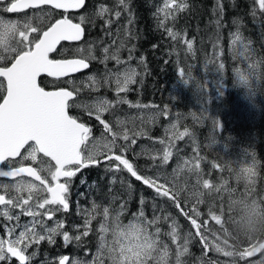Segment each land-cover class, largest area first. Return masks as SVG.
<instances>
[{
	"label": "trees",
	"instance_id": "obj_1",
	"mask_svg": "<svg viewBox=\"0 0 264 264\" xmlns=\"http://www.w3.org/2000/svg\"><path fill=\"white\" fill-rule=\"evenodd\" d=\"M129 1L126 0V2ZM105 2L109 4V9L118 6L117 0H88L87 4ZM183 2L187 4V7L182 11L175 12L174 19L169 16L164 21V26L161 27L160 21L157 22L155 18L154 9L147 0H131L128 3V6H131L127 15L122 17L121 14L119 18L114 17V21L110 24L111 27L114 23H120L122 20L127 21L116 28L117 33L108 40L106 46H110L109 51L111 53H116L117 49H114V46L119 45V58L129 57L131 53H134L141 57L144 66L147 68V74L144 75V72L140 71L136 82L127 87L126 91L118 93L116 89L107 88L127 102H129L128 98L134 100L138 97L140 101L152 99L159 104L155 110L143 112L138 119L136 127L142 131L141 138L128 139L127 141L122 136L117 138L116 143L118 145L127 146L123 151L116 148L120 152L117 154L130 160L137 173L159 178L166 176L172 179L175 186L187 193L192 186L203 185L205 180L197 176L198 174L213 168L228 173L235 168L231 163L236 159L238 151H241L239 149L251 147L256 143L264 146V10L260 9L255 0H183ZM121 9L123 7L118 10ZM87 10L85 5L75 14L79 18L81 16L96 17L95 12L90 10L87 13ZM253 12H255V16ZM130 19L131 23H129ZM42 21L43 19L40 21V27H45ZM83 24L86 28L85 39L80 44L75 45H79V52L83 57H95V59H88L91 67L87 76L89 78L94 77L98 86H93L92 81V85L86 90L88 93H94L106 87L103 84V77L111 75L104 70L101 73L97 69V65L102 64L117 68L118 64L113 59L104 61V58L98 56L102 50L98 40L100 37L105 38V32L108 28L102 36L104 29L91 28L90 24L86 22ZM122 27L126 29L122 30ZM214 28H217L216 32ZM167 29H171L176 34L175 39L167 34ZM240 29L247 33V41L235 46L230 45V34ZM130 36L133 37L131 41L128 40ZM135 38H143L144 43L139 45L140 47L136 46L133 42ZM188 42L193 43L189 51ZM259 49H261L260 53H258ZM161 50L165 52H160ZM83 51L84 53H82ZM227 52L234 59L238 57V70L241 68L248 69L249 80L254 84L253 91L256 98L250 99L247 104L242 106L238 114H233V120H228L222 126L217 127L221 123L215 118L218 113L236 107V102L229 103L220 100L217 85L214 83L226 79L236 82L239 79L235 72L233 78H228L223 73ZM69 55L66 54L65 56L68 57ZM245 56L249 59H245ZM221 64L223 68L220 67ZM181 70L185 74L183 78L180 76ZM216 70L217 73L215 74ZM182 79L188 80V83ZM168 82L171 83L166 86ZM56 84H64L63 79L60 83H54L52 86ZM160 85H163L164 89L159 95L153 91L160 88ZM70 112L76 115L73 107ZM239 117L242 121L241 125H239ZM118 118L116 115L102 116V119L110 127L120 123H116ZM156 118L161 119L162 122L175 118L177 120L175 129L179 130L180 133L187 131L185 136L191 137L196 132L195 136L198 138L200 136L199 130H202L203 133L208 131L210 135L207 143H205V149H201L197 142L191 144L190 147H182L176 140V135L171 137V132L157 145V140L164 136L155 137L150 133L153 128L159 127L154 122ZM79 121L89 125L90 128L93 125L96 127L95 131L103 126L95 117ZM217 128L219 130L215 134ZM133 130L135 128L128 129L126 132L130 135ZM111 138L109 136L108 140ZM204 139L205 137L201 141ZM224 140L227 141L223 142ZM213 144L214 146H212ZM194 146H196V150L193 153L192 147ZM176 149H180L181 154L187 156L178 166L179 168L182 167L179 171H177L178 167L175 169L177 164L172 160ZM166 150L171 152V156L167 163H164L163 154ZM213 152L216 153L215 156H212ZM110 163L115 165L118 162L98 160L97 164L89 165L86 171L81 170L71 179L68 195L71 204L76 202L81 204L80 214L69 216L70 212L68 211L57 212L59 216L66 218V227L71 233L76 232V227L81 221L85 222L86 219H90V223L87 225L88 235L80 234L79 237L84 236V239L71 241L83 248L82 259L91 260L97 249V242L104 237L106 240L111 237L110 234L102 235L101 224L111 226L115 223L116 227H121L128 222L141 221L145 227L144 231H139L142 240L143 235L146 234L147 241L156 239L154 242L156 249L168 248L166 253H151V256L146 258V264H192L194 256L202 254V247L197 236L187 241L180 239L184 232V229L179 225L180 220L184 218L190 224L181 212V208L185 211L188 210L185 204L181 203V207L176 208L173 201L167 197L159 196L153 188L144 185L142 181L132 177L127 170H123L122 166V170L109 171ZM197 164L199 166L195 167ZM152 166L154 172L150 174V167ZM259 167L260 165L256 163V171ZM244 174L236 171L234 176L241 177ZM186 175L190 177V180H186ZM254 175L250 177L248 175V183L242 187L259 193L264 190V177H262L261 186L258 187L255 185ZM209 184L213 188L218 187L215 182L210 181ZM138 186L142 188L140 192L137 190ZM226 186L228 188L227 193L203 194L194 200L189 207L193 204L196 205L201 213L199 220L209 216L212 212H224L229 209L233 213L231 216L236 219V223L232 224V230L239 229L238 221L242 220L244 223L251 215H258L257 209H264V202H251L243 207L239 204V199L242 197V187H237L230 182ZM216 198L220 200V203L217 202ZM94 205L96 206L95 210H93ZM105 207L109 209V214L106 217L108 220L102 214ZM141 213L143 216L140 215ZM150 221L153 223L150 224ZM21 224H24V220L21 221ZM158 227L161 230L155 233ZM173 227L177 233L176 240L181 244L180 250L175 247L172 237L163 231L166 228L172 230ZM134 232L138 231H131V235ZM55 237L56 245L61 248L68 246L65 244L62 235ZM87 239L89 240L87 241ZM185 245L188 249L187 252L183 251ZM234 245L235 248L231 252L239 253L244 250L240 244L234 243ZM48 249L49 246L40 241L38 244L33 243L28 248V254L37 253L46 259V255L47 257L50 255ZM235 259L238 264H242L244 261L239 256ZM217 260L222 261L216 255L213 260H207V264H217L219 263ZM15 262L16 259L12 258L11 264ZM0 264H8V262H0ZM47 264H50L49 261ZM102 264H108V262L105 260Z\"/></svg>",
	"mask_w": 264,
	"mask_h": 264
},
{
	"label": "snow or ice",
	"instance_id": "obj_2",
	"mask_svg": "<svg viewBox=\"0 0 264 264\" xmlns=\"http://www.w3.org/2000/svg\"><path fill=\"white\" fill-rule=\"evenodd\" d=\"M117 3L123 9H128L126 0H117ZM44 6H49L54 10H63L65 14L59 19H54V22H49L46 28L33 26L31 18H28L22 25L14 20L0 18V61L5 59L2 53L11 54L8 57L11 60L10 66H0V93H2L0 95V163L7 162L9 165L8 170L0 169V177L14 178L27 174L34 177L43 186L40 188L32 182H25L23 179L14 185L0 184V189L5 191V194H0V206H4L0 210V215L8 221H17L12 226H4L10 238H0V262H9V264L12 258H15L19 264H30L32 257L26 255V252L33 243L38 244L45 239L49 243H54V237L59 234L63 235L65 244L71 242L72 237L67 232L61 231L64 227L63 221H56L54 227H48L47 221L53 220L57 212H67L71 178L76 176L81 169L97 164V157L101 155L110 162H118L115 165L110 163L109 171L127 170L136 180L153 188L159 196L169 198L177 208H180L178 199L180 192L175 189V186L166 187L164 183L158 182L159 177L139 175L134 165L127 158L113 152L114 148H120L121 151L125 150L127 146L118 145L116 141L121 136L127 141L129 135L126 131L123 133L114 132L110 125L102 119L103 113L111 107V102L106 99H100L92 106L94 112L89 109V115L94 114L96 120L103 125L104 131L111 134V140L106 141L103 145L106 153L92 151L87 156L83 154L82 146L89 139L90 129L84 123L79 122L78 117L69 114L72 107L80 106L74 99L75 96L79 95L80 89L74 87L73 90L59 88L56 91H46L38 84V78L41 74H47V76L57 79L68 77L71 73L88 68L87 60L89 58L95 59L94 56L59 60L49 58V54L56 51L57 45L62 41H79L82 39L85 31L82 24L85 22V17L81 16L80 22L74 23L66 13L69 10L84 8L85 0H10L9 5L3 11L18 13L27 9H39L42 12ZM186 7L187 4L183 0H180L179 3L177 0H165L163 9L157 11V15L163 12L160 26H164V21L169 16L174 19V13L182 11ZM259 7L264 10V0H259ZM109 13H111V9L105 5H100L96 15L103 18ZM45 15L51 16L52 13H45ZM114 15L119 18L121 12L117 10ZM253 15L255 16V12ZM131 22L130 19L129 23ZM111 23L112 20L109 16L105 24L110 25ZM167 31L173 39L176 38V34L171 29H167ZM236 39L239 40L240 37L237 36ZM191 48L192 44L188 42V49L191 50ZM103 51L105 53L104 61L113 59L117 64L121 63L118 49L111 56L107 55L109 51L107 47ZM129 59H131V55ZM220 67L223 68V65L221 64ZM122 75L123 79H121V74H116L115 82L118 93L126 91L128 84L134 82L133 78L136 72L135 69H126ZM184 75V71L181 70V78ZM89 79L93 81V86H98L94 77ZM182 80L188 83V80ZM239 80L245 84L248 83V79L243 75H239ZM67 83H71V81H67ZM184 135H187V131L177 133L176 138H181ZM41 155L48 158V166L42 170L47 171L51 183L42 177L36 168L24 166V161H37ZM170 156L171 152L166 150L163 154V162L167 163ZM17 157L20 159L17 160ZM13 164L20 166L12 167ZM198 166V164L195 165V167ZM245 171L249 177L254 175L251 169ZM62 177L65 178L63 183L60 182ZM203 187L210 189L212 185L205 180ZM12 188L15 189L17 195L6 198L8 190ZM35 191H46L47 195L33 205L30 201L33 200V192ZM25 192L28 193L27 198H24L23 193ZM95 207L94 205L93 210ZM15 208L21 210L17 215H13L10 211V209ZM181 212L189 220L191 227L195 229V235L200 236L201 240L205 241V247H207L206 238L202 231L207 222L199 220L201 213L196 205L193 204L187 211L181 208ZM102 214L108 216L109 209L105 207ZM21 215L29 216L32 219L27 224L20 225ZM140 215L143 216V213ZM210 215L216 223L220 222L219 216L212 213ZM89 223L90 219H86L85 231L82 233L84 236L88 235L87 225ZM149 223L153 222L150 221ZM100 227L102 228V225ZM17 228L21 229L20 234L14 236ZM13 236L14 238H11ZM171 236L175 241L177 238L175 227L172 229ZM75 239L79 240L80 237L77 236ZM261 249H264V245L254 250L246 248L239 253L216 248L217 251H223L225 256L238 255L243 260L261 253ZM187 250L185 245L183 251L187 252ZM32 255L35 256V253ZM261 257L259 261H252L250 264H264V255ZM58 264H69L68 256L59 257Z\"/></svg>",
	"mask_w": 264,
	"mask_h": 264
},
{
	"label": "rangeland",
	"instance_id": "obj_3",
	"mask_svg": "<svg viewBox=\"0 0 264 264\" xmlns=\"http://www.w3.org/2000/svg\"><path fill=\"white\" fill-rule=\"evenodd\" d=\"M5 1H9L10 0H0V11L3 12V15L8 14V12L3 11V9L5 8L6 4H3V2ZM258 4H259V0H255ZM131 0L128 3H130ZM147 2L152 6V8L154 9V14H155V18L158 21H161L163 19V12H161L159 15H157V11L158 9H163L164 7V3L165 0H147ZM177 2L179 3L180 0H177ZM100 5H105L106 7L109 6V4L106 2L104 4H98V5H93L90 6L87 10V13L90 12V10L92 12H95V14L97 13L99 6ZM130 6H128V9H121V14L122 17H125L127 15V13L130 10ZM122 6H113L111 7V13H109L108 15H106L105 17L101 18L99 16L96 15L95 18H89V17H85V22L90 24L91 28H99V29H104L102 32V36L105 32V30L108 28V30L105 32L106 36L105 38L100 37V39L98 40L99 45L101 47V54H99L98 56L101 58H104L105 53L103 51V49L105 47H107L108 49H110V46H106L108 45V40L111 39L113 37V35H115V33H117V27L121 24L126 23L127 21H121L120 23H114L111 25H106L105 21L109 18H111L112 22L114 21V12L117 11L118 9H120ZM34 9H28V10H24L23 12H29L32 13ZM53 11H56L54 9H51L50 7L46 6L45 8H43V11L41 12V10L38 12V15L42 14V13H52L51 16L45 15L43 16V26H47V24L51 21H53L54 19L60 17L63 15V13L57 11V13H54ZM65 14V13H64ZM69 16H72L73 19L79 21V17L75 14V13H66ZM2 17V16H0ZM129 19V18H128ZM40 20L38 18L37 23L39 25ZM84 22V23H85ZM21 25L24 22H19ZM31 23L33 24L34 21L31 19ZM122 30H125V27L121 28ZM114 30H116L114 32ZM214 31H217V28H214ZM168 34V33H167ZM203 36V35H202ZM239 36L240 39L237 40L236 37ZM247 37V33L244 32L243 29L240 30H235L230 34V39H229V43L232 46L238 45V44H242L244 42L247 41L246 39ZM132 36H130L128 38L129 41L132 40ZM143 38H135V40L133 41L136 46H141L144 43V40H142ZM193 46V43H191ZM139 46V47H140ZM114 49H119V45L118 46H114ZM80 48L79 46L75 45V44H67V45H63L60 46L57 51L55 52V57H66V54H78ZM189 51V49H188ZM261 49L258 50V53H260ZM160 52H165L163 50H161ZM84 53V51L82 52ZM113 53H111L110 51H108L107 55L111 56ZM131 59H129V57H125V58H120L121 63L118 64L117 68H111L108 67L106 65H102V64H98L97 65V69L102 73L104 70L107 74H111L110 76H105L103 77V84L106 86L104 89H99L98 91L94 92V93H88L86 92L87 88L90 87L92 85V81L89 79V77L87 75L84 74H78V75H74V76H68L63 78V83H67V81H71V83H68L70 88H78L80 89V93L76 98V102L78 105H80L79 107H73L75 109L76 112V116L79 118V120H85L86 119H92L95 117V115H89V109H91L94 112V108L92 107L98 100L100 99H106L108 101L111 102V107L109 108L108 111L104 112L102 116H109V115H116L118 116V120L116 121V123H119L117 126L111 127L113 129L114 132H120L123 133L125 131H127L128 129H134L133 132L129 135V139H139L142 136V131L137 128V123H138V119L140 118V116L143 114V112H150L152 110H155L156 108L159 107V104L154 101V100H143L140 101L138 97H136V99H130L128 98V101L125 99H122L120 97H118L115 92H112L109 88H113L116 89L117 85H116V74H121V79H123V73L125 72L126 69H135L136 75L134 76L133 80L134 82H136L137 78H138V73L140 71L144 72V75L147 74V68L144 66V62L141 59V57L136 56L134 53H131ZM237 58L235 59L227 52V54L225 55V68H224V75L227 76L228 78H233V74L234 72L239 76V75H243L248 79V83H243L240 84V80L238 79L236 82L231 80V79H226L223 81H216L214 82L217 85L218 88V93L220 95V100H223L225 102H229V103H233L236 102V107L234 108H230L226 111H224L223 113H218V115L215 117L217 120H219L221 123L217 125L218 126H222L223 124H225L228 120H233L234 119V115L239 113V109L244 106L245 104H247L250 99L253 100L256 98L255 96V92L254 90V84L251 80H249V71L246 68H241L238 70L239 64L237 63ZM245 59H249V57L245 56ZM184 61V60H183ZM185 62V61H184ZM183 62V63H184ZM187 69V65L185 66ZM141 69V70H140ZM217 73V70L215 71V74ZM60 81H62V79H57V80H52V79H48V83L49 85H52L54 83H59ZM134 82L128 84L127 87L131 86ZM173 82V79H172ZM171 82H168L166 84L169 85ZM163 85H160V88L156 89L153 92L158 93L159 95L161 94V92L163 91L164 87H162ZM109 87V88H107ZM68 88V87H67ZM86 93V94H84ZM154 98V97H153ZM89 99V100H87ZM86 100V102H85ZM264 103V102H263ZM166 108L170 110L169 107L166 106ZM234 114V115H233ZM156 121H154L156 124L159 125V127H155L153 128L150 133L152 136L155 137H161L164 136L162 138H159L157 140V145L161 143V141L164 140V138L166 137V135L168 133L171 132V137L176 135L177 133H180L179 130L175 129L176 128V124H177V120L175 118H171L169 121L167 122H162L161 119H154ZM179 124L181 125V122H179ZM242 124V121L239 117V125ZM89 126V125H88ZM90 127V126H89ZM95 128L93 125H91L92 129L90 132V136L89 139L87 140V143L85 144V146H83V150L85 151L86 155H88L89 152L92 151H99L101 153H106V150L104 149L103 145L106 141H108V137L111 136L110 133H107L104 131L103 126H101L100 128L97 129V131H95ZM218 128L215 130V134H217L218 132ZM200 131V136L197 138L195 136L196 132H194L193 136H183L181 138H176V140L178 141L179 145L182 147H190L191 144L196 143L197 145L200 144L201 149H205V146L209 139V135L210 133L207 131L206 133H203L202 130ZM205 139L203 141H201L202 138ZM220 139V138H219ZM227 140H224L223 142H226ZM214 146V144L212 145ZM193 149V153L196 150V146L192 147ZM259 149V150H258ZM241 151H238V153L236 154L237 157L236 159L231 163V165H233L235 168L234 170L226 173V172H222V171H218L216 169H210L205 171L204 173L198 174L197 176L203 178L204 180H207L208 182L212 181L215 182L216 184H218V187H214L213 186L210 189H205L202 186H192V188L187 192L184 193V191L181 188H178V186H175L173 184L172 179L166 177V176H160L158 182L159 183H164L166 185V187L172 188L173 186H175V189L178 190L180 192V195L178 197L180 204H185V206L187 208H189L190 204L196 200L198 197L202 196L203 194H225L228 192V188H227V183L230 182L231 184L237 186V187H242L245 184H247V175L248 173L245 171L246 169H251L252 172H254V180L256 181L255 185L260 187L262 184V177H264V146L260 145L259 143H256L254 145H252L251 147L248 148H243V149H239ZM113 152L115 154L120 153L116 148L113 149ZM216 153L213 152L212 156H215ZM187 156L181 154V150L180 149H176L175 153H174V158L172 160H174V162L177 164L175 169L180 165V163L182 162V160L184 158H186ZM97 159H99L100 161H107V159L104 158L103 155L98 156ZM130 161V160H129ZM36 162L39 167L40 170L43 171L46 174L47 171H44L42 169H46L48 166V158L42 157L38 158ZM131 162V161H130ZM262 162V163H259ZM132 163V162H131ZM256 163H258L260 165V167L257 169L256 171ZM88 167H85L83 169H81L82 171H86V169H88ZM182 167H178L179 171ZM174 169V170H175ZM80 170V171H81ZM79 171V172H80ZM238 171L240 173H245L244 175H242L241 177H236L235 172ZM79 172H77V174H79ZM154 172V168L153 166L150 167V174H153ZM139 174V173H138ZM206 176H205V175ZM142 176H150L153 178H156L155 176H151L148 174H139ZM205 177H204V176ZM23 180L25 182H32V178L26 174H23ZM75 177V176H74ZM72 177V178H74ZM50 178V177H49ZM71 178V179H72ZM186 180H190V177L188 175L185 176ZM11 179H13V177H11ZM65 180V178H64ZM12 182V181H10ZM16 182L13 183H7L9 185H14ZM0 184H6V181H0ZM35 184V183H34ZM38 187L42 188L43 186H41L40 184H36ZM71 186V185H70ZM137 190L140 192L142 190L141 186H138ZM46 191H35L33 192V200L30 201L31 204L35 205V203L37 201H40L43 199L44 196H46ZM0 193L1 194H5V191L3 189H0ZM17 195L16 191L14 188L8 190L7 194H6V198L11 197V196H15ZM24 198L28 197V193L25 192L23 193ZM241 195L242 197L239 199V204L243 207H246L247 205H249L251 202H255V203H262V201L264 202V190H262L259 193H255L252 190H247L245 188L242 187L241 189ZM217 202L220 203V200L218 198H216ZM172 201V200H170ZM174 206L176 207L175 203L173 202ZM4 206H2L0 208V210L3 209ZM181 207V206H180ZM177 208V207H176ZM80 210H81V204L80 203H74V208L73 210L69 213V216H73L74 214L78 215L80 214ZM11 213L13 215H17L20 213V209L19 208H15V209H10ZM43 211V210H41ZM212 214H215L216 216L220 217V222L216 223L215 220H213L211 218V215L203 217L202 219H200V221L204 222L206 221V227L202 229L204 236L206 238V242H207V247H205V241H202L200 236L195 235V229H193L191 227V225L186 221V219H181L179 224L181 227H183V223H184V232L181 235V240L182 241H187L188 239L197 236L199 239V242L201 244L202 247V254L200 255H196L193 258V262L192 264H207V260L211 261L213 260V258H215V256L217 255L218 257H220L222 259V261H218L219 263L217 264H238V261L235 259V257H238V255H233V256H225L223 254V251H217L216 248L219 247L221 249H223L224 251H232L235 248V244L237 245H241V247L243 249L249 248V250H254L255 248H260L261 245H264V230L262 231H258L255 235H251V234H244L240 231V229H234L232 230V224L236 223V219L231 216V214H233L232 212H230L229 209H227L224 212H212ZM23 217H25V219H23ZM107 216H105V219L108 220V218H106ZM32 218L29 216H24L21 215L20 216V220H19V224H21V221L24 220V224H27ZM56 221H63L64 227L61 230L62 232H67L69 234L70 237H72L71 241L76 240L75 237L79 236L80 234H82L85 231V222H80L77 227H76V232L75 233H71L70 230L66 227V218L65 217H61L59 216L57 213L56 215L53 217V220L47 221V226L48 227H54L55 226V222ZM17 221L12 220V221H8L7 219H5L2 215H0V238L3 239H9L10 237L8 236L7 232L5 231V225L8 226H12L14 224H16ZM21 224V225H24ZM238 224L241 225L243 224V221H238ZM102 228L100 227V231L102 233V235L106 236L107 234H110L111 237L106 240V238L104 237L103 239L99 240L97 242V249L94 252V255L92 257V259H87L84 260L82 259V255L84 254V250L83 248H80L79 245L76 242H71L68 243V246H66L65 248H61L60 246L56 245V241L54 243H49V241L47 239L41 241L44 244H46L47 246H49L48 249V254H50L48 257L46 255V259H44L42 256H39L37 253H35V256H33L32 254H28V249L26 252V255H29L32 257L30 264H47V262L49 261L50 264H58V258L64 255H68L69 258V264H102L104 263V261L106 260L108 262V264H130L131 261V247L132 245L135 243V237L133 235H131V231H138V232H134V233H138L139 235V239L140 241L142 240V236L140 235L139 231H144L145 227L143 225V223L141 221H137V222H128L127 224H125L124 226L121 227H116L115 223L111 226L109 225H105V224H101ZM100 225V226H101ZM157 229H159V231L161 230L160 227L156 228L155 233L157 232ZM38 231H41L40 229H37ZM21 229L17 228L14 236H18L20 234ZM163 231L170 237L171 236V232L172 230L169 228L163 229ZM191 233V236L189 235ZM41 234H44L43 232H41ZM62 235V234H59ZM146 234L143 235V240L142 243L143 244H147L150 245V251L151 253H156V252H160V253H166L168 250L165 248H159L156 249L154 247V242L155 240H148L146 239ZM263 235V236H262ZM11 237V238H14ZM63 236V235H62ZM81 239H84V236L80 237ZM54 239L56 240V237H54ZM89 239H87L88 241ZM234 242V243H233ZM253 244V245H251ZM255 244V245H254ZM174 245L175 247L180 250L181 249V244L175 240L174 241ZM255 247V248H254ZM235 253V252H234ZM261 255H264V249H261V253H257L255 256L253 257H248L247 260H244L242 264H250V262L252 261H259L262 257ZM51 257V258H50ZM9 264V262H8ZM11 264V262H10ZM12 264H19V262L16 260L15 263ZM169 264V263H168Z\"/></svg>",
	"mask_w": 264,
	"mask_h": 264
},
{
	"label": "clouds",
	"instance_id": "obj_4",
	"mask_svg": "<svg viewBox=\"0 0 264 264\" xmlns=\"http://www.w3.org/2000/svg\"><path fill=\"white\" fill-rule=\"evenodd\" d=\"M259 214H253L246 221L238 225L244 234L255 235L258 231L264 230V209H257ZM135 243L132 245L130 264H146V258L151 256L150 245L140 242L138 233H134Z\"/></svg>",
	"mask_w": 264,
	"mask_h": 264
},
{
	"label": "flooded vegetation",
	"instance_id": "obj_5",
	"mask_svg": "<svg viewBox=\"0 0 264 264\" xmlns=\"http://www.w3.org/2000/svg\"><path fill=\"white\" fill-rule=\"evenodd\" d=\"M3 4H6V2H3ZM98 4H100V3H98ZM98 4H96V5H98ZM90 6H93V5L90 3V4H88L87 8H89ZM36 13L37 12L34 11L32 13H29V12H20V13H15V14L3 15V12L0 11V16H2L0 18H3L5 20H14V21H17V22H25L28 18H31L32 19V16L36 15ZM2 54L5 56V59L2 60V61H0V66H4V65L9 66L10 63H11V60L8 57L11 54L10 53H2ZM67 86H68V89L69 90H73L72 88L69 87L68 83H67ZM79 94H81L80 91H79ZM84 94H86V93H84ZM0 95H2V93H0ZM38 158H41V157H38ZM16 159L19 160L20 158L17 157ZM97 160H99V159H97ZM2 166L5 167V168H7V170H8L9 165L7 164V162L0 163V167H2ZM18 166H20V165H18V164H13L12 165V167H18ZM24 166H26V167L27 166H32V167H34V168L37 169V171L39 172V174L41 176L45 175V173L40 170L39 165L36 162H34V161H31V160L24 161ZM46 176L47 177H50L48 174H46ZM0 181H6V180L5 179H1ZM49 183H51V182H49ZM68 203H69V208H68L67 211L68 212H71L73 210V208H74V204H71L69 195H68ZM73 216H76V214H74ZM64 256H68V255H64Z\"/></svg>",
	"mask_w": 264,
	"mask_h": 264
},
{
	"label": "water",
	"instance_id": "obj_6",
	"mask_svg": "<svg viewBox=\"0 0 264 264\" xmlns=\"http://www.w3.org/2000/svg\"><path fill=\"white\" fill-rule=\"evenodd\" d=\"M77 10H79V9H76V10H69V11H77ZM63 11V10H62ZM61 18V17H60ZM59 19V18H58ZM71 19V18H70ZM72 20V19H71ZM73 21V20H72ZM74 23H77V22H75V21H73ZM69 42H75V41H69ZM58 46V45H57ZM74 58H77V57H71V59H74ZM88 62V61H87ZM88 64H89V66H90V63L88 62ZM88 66V67H89ZM87 69V68H86ZM86 69H81L80 71H84V70H86ZM79 71V72H80ZM72 74H75V73H71L70 75H72ZM44 75H47V74H44ZM41 76H43V74H41ZM40 76V77H41ZM40 77L38 78V84L40 83ZM47 77H49V76H47ZM60 78H63V77H60ZM40 85V84H39ZM59 88H65V87H59ZM59 88H55V89H48V90H46V91H56V90H59ZM67 89V88H66ZM68 90V89H67ZM27 175V174H26ZM31 178H33V179H35L34 177H31Z\"/></svg>",
	"mask_w": 264,
	"mask_h": 264
},
{
	"label": "bare ground",
	"instance_id": "obj_7",
	"mask_svg": "<svg viewBox=\"0 0 264 264\" xmlns=\"http://www.w3.org/2000/svg\"><path fill=\"white\" fill-rule=\"evenodd\" d=\"M87 1H88V0H85V5H86V6H88ZM105 3H106V2H105ZM97 4H98V3H97ZM100 4H104V3H100ZM93 5H96V4H93ZM69 18L72 19L73 17H72V16H69ZM82 27L84 28V30H86L84 24H82ZM85 35H86V33H84V35H83V37H82L81 40L76 41V44H80V43L85 39ZM78 46H79V45H78ZM78 74H82V73H76V74H74V75H78ZM74 75H72V76H74ZM68 90H69V89H68ZM258 150H259V149H258ZM53 163H54V162H53ZM204 175H205V174H204ZM204 175H203V176H204ZM205 176H206V175H205ZM205 176H204V177H205ZM262 202H263V201H262ZM179 225H180V224H179ZM181 226H182V225H181ZM183 227H184V223H183ZM183 227H182V228H183ZM190 236H191V235H190ZM262 236H263V235H262Z\"/></svg>",
	"mask_w": 264,
	"mask_h": 264
}]
</instances>
